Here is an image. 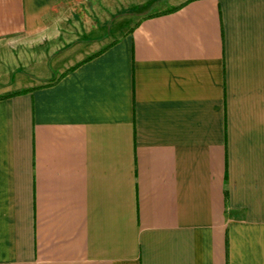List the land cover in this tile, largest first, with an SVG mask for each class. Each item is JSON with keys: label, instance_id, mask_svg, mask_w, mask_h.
<instances>
[{"label": "crops", "instance_id": "crops-1", "mask_svg": "<svg viewBox=\"0 0 264 264\" xmlns=\"http://www.w3.org/2000/svg\"><path fill=\"white\" fill-rule=\"evenodd\" d=\"M145 1L0 0V264H264V0Z\"/></svg>", "mask_w": 264, "mask_h": 264}, {"label": "rangeland", "instance_id": "rangeland-1", "mask_svg": "<svg viewBox=\"0 0 264 264\" xmlns=\"http://www.w3.org/2000/svg\"><path fill=\"white\" fill-rule=\"evenodd\" d=\"M135 2V0H132ZM129 2V1H128ZM128 2L126 3L125 2V11H124V14L125 16H131V17H134V16H140V15H146V14H149V13H152V12H155L157 9H159L162 5L160 0H158L156 3H154V5H151L152 4V0L150 2H146L145 3H139V4H135V5H128ZM129 6V7H128ZM164 6V5H163Z\"/></svg>", "mask_w": 264, "mask_h": 264}, {"label": "trees", "instance_id": "trees-1", "mask_svg": "<svg viewBox=\"0 0 264 264\" xmlns=\"http://www.w3.org/2000/svg\"><path fill=\"white\" fill-rule=\"evenodd\" d=\"M174 9V8H173Z\"/></svg>", "mask_w": 264, "mask_h": 264}]
</instances>
